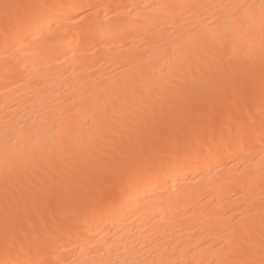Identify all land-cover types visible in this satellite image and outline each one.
I'll list each match as a JSON object with an SVG mask.
<instances>
[{"label":"bare ground","instance_id":"obj_1","mask_svg":"<svg viewBox=\"0 0 264 264\" xmlns=\"http://www.w3.org/2000/svg\"><path fill=\"white\" fill-rule=\"evenodd\" d=\"M12 2L0 264H264V0Z\"/></svg>","mask_w":264,"mask_h":264},{"label":"rangeland","instance_id":"obj_2","mask_svg":"<svg viewBox=\"0 0 264 264\" xmlns=\"http://www.w3.org/2000/svg\"><path fill=\"white\" fill-rule=\"evenodd\" d=\"M12 1H14V0H5V4H9V3L12 2ZM12 3H13V2H12ZM233 93H234V94H233ZM235 93H236L235 91H231V90H230V91H227V93L225 94V98L221 100V101H222V105H221L220 103H218V104L216 105L217 108L215 107V111H213V112L211 113L210 118H211V120L214 119V120L211 121V122H212V125H213V126L215 125L214 127H216V126L221 122V121H220V117H219V116H221L220 113L223 115V117H226L225 115H227V113H226V112L228 111L227 109H229V107L231 106V104H232L233 101L237 100L236 97H235V96H236ZM233 95H234V97H233ZM258 95L261 97L262 95H264V93H263L262 91H259V92H258ZM231 96H232L233 98H232ZM263 97H264V96H263ZM263 97H262V98H263ZM229 98H230V99H229ZM246 98H247V99H246ZM225 99H228V100H225ZM232 99H233V100H232ZM263 99H264V98H263ZM251 101H252V96H250V95H246V96H244L243 102H244V104H245L247 107H249V105L251 106ZM227 103H228V104H227ZM230 103H231V104H230ZM248 103H249V104H248ZM228 105H230V106H228ZM219 106H220V107H219ZM222 106L225 107V108L223 109ZM221 109H222L223 111H222ZM218 110H219L220 113L217 112ZM222 112H225V113L223 114ZM218 113H219V114H218ZM214 115H216L217 118H216V117H213ZM218 117H219V118H218ZM215 118H216V119H215ZM221 118H222V116H221ZM224 120H225V119H224ZM248 120H249V119H248ZM245 122H246V121H245ZM250 122H251V121H250ZM213 123H215V124H213ZM216 123H217V124H216ZM246 123H247V122H246ZM246 123H245V124H246ZM225 130H226V131H225ZM231 131H232V130H228V129H224V128L222 129V133L225 134V135L228 134V132H231ZM75 203H76V202H75ZM76 204H77V203H76ZM76 204H75V205H76ZM52 205H53V204H52ZM51 208H52V206L49 207V210H47V213H45V215H46V214L49 215V216H45L46 218H47V217H50V214H52V217L57 216L58 213L60 212L59 209H58L59 212L57 211V209H54L55 207L52 208L53 210H50ZM56 208H57V207H56ZM49 211H50L51 213H50ZM62 211H63V210H62ZM57 212H58V213H57ZM63 212H64V211H63ZM66 212H67V211H66ZM54 213H55V214H54ZM60 213H62V212H60ZM53 215H54V216H53ZM50 218H51V217H50ZM20 221H21V220H20ZM21 222H22V221H21ZM23 223H24V222H23ZM26 229H27V227H26ZM26 229H25V230H26ZM18 235H19V237H22V234H17V236H18ZM7 237H8V235L5 234V235H2V236H1V239H2V240H5V239L7 240Z\"/></svg>","mask_w":264,"mask_h":264},{"label":"snow or ice","instance_id":"obj_3","mask_svg":"<svg viewBox=\"0 0 264 264\" xmlns=\"http://www.w3.org/2000/svg\"><path fill=\"white\" fill-rule=\"evenodd\" d=\"M4 9H5V17H6V22L9 24H15L18 23L20 20V16L17 14L16 16H13L10 12H9V8L13 7L10 6L8 4H4L3 5ZM230 99V98H229ZM5 264H7V262H5Z\"/></svg>","mask_w":264,"mask_h":264}]
</instances>
